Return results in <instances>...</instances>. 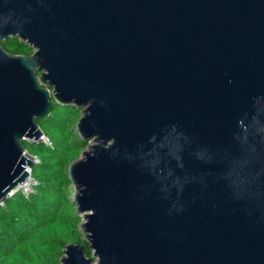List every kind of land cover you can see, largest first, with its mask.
<instances>
[{
    "label": "water",
    "instance_id": "95a60500",
    "mask_svg": "<svg viewBox=\"0 0 264 264\" xmlns=\"http://www.w3.org/2000/svg\"><path fill=\"white\" fill-rule=\"evenodd\" d=\"M52 101L89 142L60 264H264V0H0V203Z\"/></svg>",
    "mask_w": 264,
    "mask_h": 264
},
{
    "label": "trees",
    "instance_id": "16d2710c",
    "mask_svg": "<svg viewBox=\"0 0 264 264\" xmlns=\"http://www.w3.org/2000/svg\"><path fill=\"white\" fill-rule=\"evenodd\" d=\"M8 54L29 56L30 48L18 39L4 42ZM48 118L38 126L52 146L23 142L25 151L38 161L31 170L35 180L31 193L17 192L0 205V264H60L65 246L70 243L92 252L78 229L81 217L71 202L68 166L76 161L89 142L75 132L80 112L52 101Z\"/></svg>",
    "mask_w": 264,
    "mask_h": 264
},
{
    "label": "built area",
    "instance_id": "2783aa9c",
    "mask_svg": "<svg viewBox=\"0 0 264 264\" xmlns=\"http://www.w3.org/2000/svg\"><path fill=\"white\" fill-rule=\"evenodd\" d=\"M29 142H30V144H32V142H36V143L45 144L48 147L49 146H52V144L50 143V141L48 140V138L44 134H42V136L37 141H32V142L29 141ZM33 162L37 163L38 161L35 158V160ZM26 171L29 172L27 168H26ZM26 180L23 183H21L18 186H16L14 190L10 191L7 194L8 199L12 198L17 192H21V193L26 194V195L29 194V193H31V191L28 192L27 189H29L31 186L35 185V180L34 179L33 180L31 179L33 181V185H32V182H29V179L28 178H26ZM31 190H32V187H31ZM3 204H4V202L3 203H0V205H3Z\"/></svg>",
    "mask_w": 264,
    "mask_h": 264
},
{
    "label": "rangeland",
    "instance_id": "374dc122",
    "mask_svg": "<svg viewBox=\"0 0 264 264\" xmlns=\"http://www.w3.org/2000/svg\"><path fill=\"white\" fill-rule=\"evenodd\" d=\"M9 40H11V39H9ZM19 40V39H18ZM27 143H29L30 144V142L29 141H26ZM32 143H36V142H32ZM25 156L28 158V159H30L31 161H34L35 160V158H34V156H30L27 152H26V154H25ZM36 164V163H35ZM28 169V168H27ZM31 170L32 169H28V171L30 172H28V176H27V178L29 179V182H32V185H33V179H32V177H31ZM32 179V180H31ZM31 187H33V186H31ZM31 187L29 188V189H27V191L28 192H30L31 191ZM72 193H73V190H71V193H70V196L72 195Z\"/></svg>",
    "mask_w": 264,
    "mask_h": 264
},
{
    "label": "flooded vegetation",
    "instance_id": "af4514ba",
    "mask_svg": "<svg viewBox=\"0 0 264 264\" xmlns=\"http://www.w3.org/2000/svg\"><path fill=\"white\" fill-rule=\"evenodd\" d=\"M5 42H6V41H5ZM3 43H4V42H3ZM3 43H2V44H3ZM2 44H1V45H2ZM1 48H2V46H1ZM2 49H3V48H2ZM32 53H33V51H31V54H32ZM31 54H29V55H31Z\"/></svg>",
    "mask_w": 264,
    "mask_h": 264
},
{
    "label": "bare ground",
    "instance_id": "6f19581e",
    "mask_svg": "<svg viewBox=\"0 0 264 264\" xmlns=\"http://www.w3.org/2000/svg\"><path fill=\"white\" fill-rule=\"evenodd\" d=\"M27 181V180H26Z\"/></svg>",
    "mask_w": 264,
    "mask_h": 264
}]
</instances>
